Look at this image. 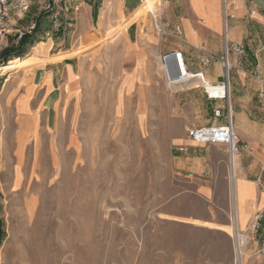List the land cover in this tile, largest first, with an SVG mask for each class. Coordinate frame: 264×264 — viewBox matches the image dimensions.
Instances as JSON below:
<instances>
[{"label":"rangeland","instance_id":"rangeland-1","mask_svg":"<svg viewBox=\"0 0 264 264\" xmlns=\"http://www.w3.org/2000/svg\"><path fill=\"white\" fill-rule=\"evenodd\" d=\"M129 15L113 22L104 13L103 29L72 27L64 43L45 36L37 17L31 35L20 27L32 38L19 58L2 56L19 33L0 35V264H236L231 186L223 205L173 169L190 91L172 93L159 53L145 51V41L165 37L151 14L144 27L134 23L141 42H125L124 27L138 18ZM64 58L74 75L54 68L51 107L22 104L28 89L42 101L50 64ZM251 222L239 227L242 264L256 257Z\"/></svg>","mask_w":264,"mask_h":264},{"label":"crops","instance_id":"crops-1","mask_svg":"<svg viewBox=\"0 0 264 264\" xmlns=\"http://www.w3.org/2000/svg\"><path fill=\"white\" fill-rule=\"evenodd\" d=\"M51 1L33 0L27 14L22 19L9 20L8 27L4 31L14 36L15 33L20 32L22 25H25L28 30L37 17L43 19L44 27L50 30L52 17L44 11V6ZM69 1L80 4L78 12L70 11L67 15V18L72 22V27L77 29L79 35H83L95 27L103 29L105 24L102 15L104 13H107L114 22L120 14L126 16L131 12L124 20L131 16L138 18L135 22L124 27L123 37L129 45L141 42L134 23H139L144 27V18L150 13L144 11L140 0ZM166 3L164 19L169 28L166 29L165 37H160L156 43L145 41L147 46L145 51L155 55L159 53V56L170 50L180 51L184 56L186 68L190 72L195 73L202 70L208 81H218L222 74L219 64L213 63L206 68H200L195 57L203 52L215 57L222 54L224 34L220 0H167ZM229 3L235 17L228 21L225 38L228 42L239 44L243 48V53L240 56L231 59L233 69L229 73V102L232 127L241 147L239 155L233 162L234 197L239 212V226L245 230L255 213L264 206V195L259 191L256 183L261 166L264 164V103L258 95L259 84L249 75L250 72L257 70L264 77V0H229ZM35 24L36 28L41 26L38 19ZM176 25L182 28V40L172 36V29ZM111 28H115V26ZM61 30L54 33L53 36H56L55 40L64 43L68 35L63 34ZM34 34L37 33L34 31ZM27 44L28 41L25 46H28ZM72 60L73 58H64L57 63L50 64L52 66L46 72L50 74L42 80L44 96L41 102H39L40 100L37 102L36 97L28 95L32 91L35 92L31 89L24 90L19 100L25 102L27 108H31V110H37L39 104L48 110L51 107V97L55 90L54 68L58 65L62 66L66 77L74 75L75 67ZM138 62L140 65L142 60L139 59ZM187 90L190 93L182 97L184 109L188 112L184 122L188 126L186 132L189 128L203 127L215 122L216 120L212 116L213 108L219 107L223 113L225 112L223 102L212 105L206 100L200 88ZM19 106H21L20 103ZM24 113L21 112V114ZM175 141L177 143L172 148V164L175 172L189 179L198 196L204 199H217L221 204L228 205L230 176L227 177L229 166L226 147L197 145L191 142L187 135L175 139ZM179 147H183L184 151L178 152L177 148ZM235 163H238L236 169ZM215 172H218L217 182L213 179ZM213 183L215 184L213 185ZM213 189H220L221 194L215 196ZM263 237L264 234L261 230L252 237L249 245L252 252H256L254 253L256 257L250 264H264V258L257 253L259 240Z\"/></svg>","mask_w":264,"mask_h":264},{"label":"built area","instance_id":"built-area-1","mask_svg":"<svg viewBox=\"0 0 264 264\" xmlns=\"http://www.w3.org/2000/svg\"><path fill=\"white\" fill-rule=\"evenodd\" d=\"M33 0H0V35L4 34V27L9 20L22 19L29 11ZM142 2V0H140ZM223 24V49L222 54L215 57L208 53H201L195 57V61L200 68H206L213 63H217L221 69V76L216 82L208 81L202 70L195 73L190 72L186 68L184 56L182 52L177 50H170L161 54L158 58V63L161 73L167 88L173 86H182L181 90L189 88H200L208 102L212 105L223 102L225 105V112L219 107L213 108L212 116L216 120L211 124L203 127L189 128L186 132L187 138L201 146H218L226 147V155L229 166V175H233V162L236 156L241 151L240 142L233 130L231 122V108L229 102V73L233 69L231 62L232 57L240 56L243 53V48L239 44L228 42L225 38V33L228 26V21L233 20L235 15L231 10L229 0H220ZM80 8L79 3H72L69 0H52L44 6V11L49 13L52 17L51 28L45 33V36H52L54 33L60 32L65 35L70 34L72 22L67 18L70 11L78 12ZM157 12H154V15ZM60 21V19H62ZM153 18V27L155 31L161 36L166 34V29L169 28L167 23L161 24L157 17ZM35 28L33 23L27 30V34L31 35ZM22 36L19 33L18 39ZM172 36L178 40H182L183 31L179 25L172 29ZM259 84V98L264 103V77L254 70L249 74ZM179 90V91H181ZM178 152H183V147L177 148ZM258 189L264 195V164L261 166L260 174L256 178ZM251 229L257 234L259 230L264 234V206L257 211L252 218ZM258 255L264 258V237L259 240Z\"/></svg>","mask_w":264,"mask_h":264},{"label":"bare ground","instance_id":"bare-ground-1","mask_svg":"<svg viewBox=\"0 0 264 264\" xmlns=\"http://www.w3.org/2000/svg\"><path fill=\"white\" fill-rule=\"evenodd\" d=\"M164 4L163 0H155L154 3L150 0H143L141 3V7L148 13L151 14L152 17H157V20L160 16L162 5ZM154 12H157V15H154ZM182 86H173L170 87L172 93L181 90ZM177 90V91H176ZM234 167H238V163L234 164ZM234 170V169H233ZM234 173V171H233ZM235 175V173H234ZM230 176V175H229ZM234 181L235 177L231 178L230 176V186H231V197L232 203L235 202L234 197ZM233 217H232V234L235 242V253H236V264H242V256H243V248L245 246L246 236L245 234L239 231V212L237 211V204L235 202L233 207Z\"/></svg>","mask_w":264,"mask_h":264},{"label":"trees","instance_id":"trees-1","mask_svg":"<svg viewBox=\"0 0 264 264\" xmlns=\"http://www.w3.org/2000/svg\"><path fill=\"white\" fill-rule=\"evenodd\" d=\"M27 41H28L27 35H23L20 39H18L17 44L3 50L2 56L7 58L12 53V55H14L15 57H18V58L22 57L25 54V45ZM5 68L4 70H7V68L6 69Z\"/></svg>","mask_w":264,"mask_h":264}]
</instances>
